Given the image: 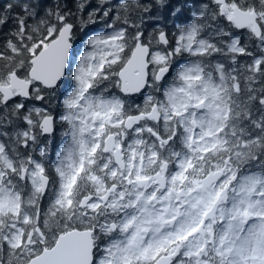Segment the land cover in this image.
<instances>
[{
  "label": "snow or ice",
  "instance_id": "6c2138e0",
  "mask_svg": "<svg viewBox=\"0 0 264 264\" xmlns=\"http://www.w3.org/2000/svg\"><path fill=\"white\" fill-rule=\"evenodd\" d=\"M0 264H264V0H0Z\"/></svg>",
  "mask_w": 264,
  "mask_h": 264
}]
</instances>
